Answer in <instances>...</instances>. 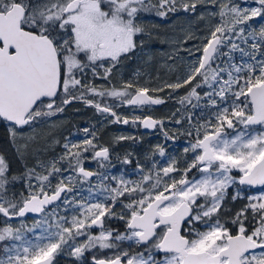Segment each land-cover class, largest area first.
Segmentation results:
<instances>
[{"label": "snow or ice", "instance_id": "snow-or-ice-1", "mask_svg": "<svg viewBox=\"0 0 264 264\" xmlns=\"http://www.w3.org/2000/svg\"><path fill=\"white\" fill-rule=\"evenodd\" d=\"M177 13L189 23L167 38L152 18ZM162 36L174 78H126ZM170 99L166 118L116 110ZM74 103L182 135V155L156 144L130 176L109 175L94 126L53 134ZM0 127V264H264V0H0Z\"/></svg>", "mask_w": 264, "mask_h": 264}, {"label": "flooded vegetation", "instance_id": "flooded-vegetation-1", "mask_svg": "<svg viewBox=\"0 0 264 264\" xmlns=\"http://www.w3.org/2000/svg\"><path fill=\"white\" fill-rule=\"evenodd\" d=\"M131 74H129L128 77H130ZM112 102V101H109ZM180 107V105L176 102H169L165 105H159V106H153L150 110L145 109V110H140L137 109L133 111L131 108L127 107H120L117 108L116 110L121 113L122 115L132 117L134 115H152L154 118L160 119V118H166L171 115L173 111H175L176 108ZM111 119V118H109ZM57 122L61 125L58 127L59 129V134L58 137L63 140L64 137L70 136L71 139H82L84 134H78L82 132L81 130L85 127L88 128H95V131L98 136V141L104 142V146L109 147L110 152H111V162L115 161L118 162L121 160L125 154L131 152L134 147H133V142H148L149 144V149L153 148L156 144H162L165 146L167 152L169 155H174V156H181L182 155V147L186 145L185 138L182 135H179V138L172 141V140H165L164 136L162 133L159 131V129H152V130H147L143 129L142 127H133L131 124L129 125H123L120 123H109L105 120L104 116L98 114L94 108L86 107L82 103H74L73 105L69 106L65 112L56 118ZM165 127L170 131L175 133L176 129L179 128V126H173L172 124L168 123V121H165ZM186 127V126H185ZM1 132L3 136V140L7 141L6 139V131L2 127ZM132 136L135 139H128V140H121L117 141L116 137L118 136ZM110 142L116 144H110ZM148 149V150H149ZM145 151L144 154H150L151 150ZM0 152H3L7 155H12L11 150H2L0 149ZM123 153L119 159L115 157V154ZM139 152V151H138ZM139 155L140 152H139ZM137 159L134 161V167H135V162L139 161V156ZM155 160H157L160 163H163L165 158H161L158 155L154 157ZM14 167H16L14 165ZM85 167H89L91 169H96L98 165L94 161H86L85 162ZM133 167V168H134ZM108 173L111 175V165L108 168ZM87 189V185H85V190ZM31 219L28 220L30 222ZM113 223L121 225V222L113 220ZM123 230V229H122ZM89 260H90V253L85 254ZM62 260H66V262H62ZM60 264H73L72 258L69 257H62L60 258Z\"/></svg>", "mask_w": 264, "mask_h": 264}, {"label": "trees", "instance_id": "trees-1", "mask_svg": "<svg viewBox=\"0 0 264 264\" xmlns=\"http://www.w3.org/2000/svg\"><path fill=\"white\" fill-rule=\"evenodd\" d=\"M152 22L158 25L157 30L162 33V34H170V37L167 35V38H175L176 36L182 35V29L187 27L189 23V18L184 14V13H177L173 16H170L167 20L159 19V18H152ZM164 36H162L159 39H163ZM156 39L153 43L149 45L151 49V53L154 55L153 61L148 64V65H136L132 64L128 68L124 69V75L127 78L129 74H132V72L135 70V68L140 67L141 73H142V78H141V83L144 82V80L149 79V77H156L160 76L161 79H169V78H174L172 73H169L167 69L164 67L165 64V59L166 57L164 56V53L169 51V45L166 43L159 42ZM183 91V90H182ZM163 95V94H161ZM169 102H176L174 99L168 100ZM197 114H199V109L194 110ZM187 127V125H185ZM1 130V128H0ZM3 134L0 133V136ZM77 140V139H75ZM63 142V141H62ZM139 142V141H138ZM138 142H133V144H137ZM134 147H137V145H134ZM134 148L131 152L132 156L131 158L133 159V162L135 159H137L139 152L137 149ZM150 148L149 150H151ZM148 150V151H149ZM57 151H59V147H57ZM149 154H143L139 155L140 163H145V157ZM116 163L115 161L111 162V164ZM131 167H134V163L130 165ZM86 190H84L83 195L86 194ZM112 227H121V225L116 224V223H110ZM122 230V228H121ZM62 262H66V260H62Z\"/></svg>", "mask_w": 264, "mask_h": 264}, {"label": "rangeland", "instance_id": "rangeland-1", "mask_svg": "<svg viewBox=\"0 0 264 264\" xmlns=\"http://www.w3.org/2000/svg\"><path fill=\"white\" fill-rule=\"evenodd\" d=\"M169 36L170 37V34L169 33H167L166 34V36ZM159 42H161V39H159L158 40ZM238 55V54H237ZM170 63V62H169ZM5 131V130H4ZM45 131H47V129H45ZM52 131H53V134H54V136L56 137V139H59V140H61V142L63 141L62 139H60L59 137H58V134H59V129H58V127H56V128H53L52 129ZM0 132H1V130H0ZM2 134V133H1ZM78 134H83V132H80V133H78ZM4 136V135H3ZM83 136V135H82ZM6 139H7V135H6ZM100 144H102L103 146H104V144H106L105 143V141L104 142H101V141H98ZM110 144H116V142H110ZM134 145H137V147H138V149L136 148V147H134ZM133 147L134 148H136L137 149V151H139L140 152V154L141 155H143L144 154V152L145 151H147L148 149H149V144H148V142H138L137 144H133ZM0 149H2V150H4V149H6V150H11L12 151V148H11V146L9 145V143H8V140L7 141H4L3 140V137H2V135L0 136ZM123 153H119V152H117L116 154H115V157L116 158H118V157H120L121 155H122ZM11 156V155H10ZM122 160V159H121ZM15 165V164H14ZM111 165H114V167H112L111 166V175L112 174H115V175H117V176H120V175H125L126 177H128V176H130L131 174H132V170L134 169L133 167H131L130 165H123V164H121L120 163V160L118 161V162H116V163H114V164H111ZM15 166H19V165H15ZM132 178H135L134 176L132 177ZM87 195V192H86V194H85V196ZM29 224L31 223V221L30 222H28ZM109 223H113V221H110ZM95 231H98V229H96ZM105 251H107V250H105ZM109 255H111V252H109L108 253ZM70 258V257H69Z\"/></svg>", "mask_w": 264, "mask_h": 264}, {"label": "water", "instance_id": "water-1", "mask_svg": "<svg viewBox=\"0 0 264 264\" xmlns=\"http://www.w3.org/2000/svg\"><path fill=\"white\" fill-rule=\"evenodd\" d=\"M144 129V128H143ZM147 130H149V129H147Z\"/></svg>", "mask_w": 264, "mask_h": 264}]
</instances>
